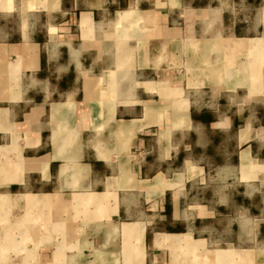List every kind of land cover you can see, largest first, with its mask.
Segmentation results:
<instances>
[{
  "label": "crops",
  "instance_id": "crops-1",
  "mask_svg": "<svg viewBox=\"0 0 264 264\" xmlns=\"http://www.w3.org/2000/svg\"><path fill=\"white\" fill-rule=\"evenodd\" d=\"M0 264H264V0H0Z\"/></svg>",
  "mask_w": 264,
  "mask_h": 264
}]
</instances>
